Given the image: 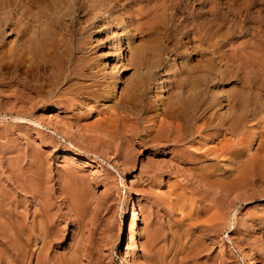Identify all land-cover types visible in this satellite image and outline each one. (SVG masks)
<instances>
[{
    "label": "rangeland",
    "instance_id": "374dc122",
    "mask_svg": "<svg viewBox=\"0 0 264 264\" xmlns=\"http://www.w3.org/2000/svg\"><path fill=\"white\" fill-rule=\"evenodd\" d=\"M10 1L0 0V264H264V166L221 192L210 172L196 173L173 147L151 141L160 125L177 134L184 123L159 114V102L179 94L192 101L206 90L202 100L219 96L218 114L231 122L242 114L240 129L202 132L204 117L187 152L210 155L208 167L229 172L227 182L252 160L264 164V0ZM106 19L122 40L118 49ZM8 32L17 46L7 47ZM110 67L120 73L119 97L107 102L116 80ZM161 85L171 100L158 99ZM80 86L91 94H76ZM138 88L146 114L116 109Z\"/></svg>",
    "mask_w": 264,
    "mask_h": 264
},
{
    "label": "bare ground",
    "instance_id": "6f19581e",
    "mask_svg": "<svg viewBox=\"0 0 264 264\" xmlns=\"http://www.w3.org/2000/svg\"><path fill=\"white\" fill-rule=\"evenodd\" d=\"M8 2H9V0H7ZM12 1V0H11ZM10 1V2H11ZM46 1V0H45ZM13 2V1H12ZM15 2V1H14ZM36 2V1H35ZM26 3V2H25ZM65 3V2H64ZM13 5L14 4H18V3H12ZM45 4V3H44ZM8 5V4H7ZM11 5V4H10ZM50 5V4H49ZM5 6V5H4ZM12 6V5H11ZM42 6V5H41ZM5 7H9V6H5ZM29 7V6H28ZM16 8H18V7H16ZM2 9H3V7H2ZM14 9H15V6H14ZM169 9V8H168ZM210 9V8H209ZM8 10V9H7ZM47 10V9H46ZM213 10V9H212ZM44 11V10H43ZM54 11V10H53ZM10 12V11H9ZM48 12V11H47ZM50 12H52V11H50ZM61 12V11H60ZM32 13V12H31ZM57 13V12H56ZM3 14V13H2ZM1 14V15H2ZM4 15H6V13L4 14ZM12 15V14H11ZM39 15H41L40 13H39ZM55 15V14H54ZM38 16V15H37ZM46 16V15H45ZM39 17V16H38ZM44 17V16H43ZM3 18H4V16H3ZM7 18V17H6ZM8 18H9V16H8ZM41 18V17H40ZM39 18V19H40ZM153 18V17H152ZM11 19V18H10ZM34 19V18H33ZM35 19H37V17L35 18ZM38 19V20H39ZM57 19V18H56ZM55 19V20H56ZM150 19V18H149ZM2 20V19H1ZM4 20H8V19H4ZM44 20V19H43ZM59 20V19H58ZM88 20V19H87ZM120 20H121V22L124 24L126 21H125V19H124V16L123 15H121L120 16ZM20 21V20H19ZM40 21V20H39ZM4 22V24H9L8 22H5V21H3ZM12 23H13V21H12ZM34 23H35V21H34ZM106 25H107V28H109L110 29V31H111V33H112V37H111V39H113L114 40V42H113V48H115V49H118L119 47H121V43H122V40H121V38L117 35V32L115 31V26H114V21L113 20H110V19H106ZM43 24V23H42ZM13 26H14V24H12ZM35 25V24H34ZM37 25V24H36ZM10 26V25H9ZM18 27V26H17ZM27 27V26H26ZM132 27V26H131ZM15 28V27H14ZM13 28V29H14ZM46 28H48V27H46ZM51 28V27H50ZM126 28H128V26H126ZM12 29V30H13ZM23 29H24V27H23ZM22 29V30H23ZM45 29V28H44ZM112 29V30H111ZM159 29V28H158ZM191 29V28H190ZM16 30V29H15ZM19 30V29H18ZM21 30V31H22ZM48 30H49V28H48ZM52 30V29H51ZM100 30H102V29H100ZM2 31V30H1ZM21 31H19L20 33H21ZM99 31V29H95V35L97 34V32ZM186 31V30H185ZM13 32V31H12ZM23 32H25V30L23 31ZM29 32V31H28ZM58 32V31H57ZM15 33H16V31H15ZM31 33V32H30ZM39 33V32H38ZM45 33H48V35H49V32H46V29H45ZM51 33V32H50ZM100 33V32H99ZM154 33V32H153ZM234 33V32H233ZM240 33V32H239ZM17 34H18V32H17ZM52 34H53V32H52ZM149 34H151V33H149ZM262 34V33H261ZM3 35V34H2ZM23 35V34H22ZM25 35V34H24ZM35 35V34H34ZM47 35V34H46ZM58 35V34H57ZM13 36V35H12ZM18 36V35H17ZM21 36V34L19 35V37ZM33 36V32H32V34H31V38H33L32 37ZM43 37L45 36V34H43L42 35ZM2 37V36H1ZM18 37V38H19ZM28 37V36H27ZM51 37H53L52 35H51ZM195 37H196V35H195ZM194 37V38H195ZM28 38H30V37H28ZM27 38V39H28ZM45 38V37H44ZM3 39H4V41H5V43H7V47L8 48H10V47H12L13 46V43H14V38L12 39L11 38V36L9 35V32H8V34L7 33H5L4 35H3ZM22 40H23V38H21ZM26 39V40H27ZM36 38H34V39H32V41H34ZM53 39V38H52ZM52 39H51V42H52ZM0 40H1V38H0ZM25 40V41H26ZM27 41H30L29 39L27 40ZM36 41H37V39H36ZM36 41H35V43H36ZM42 42H43V40H41ZM54 41H55V39H54ZM57 41V40H56ZM94 41V40H93ZM97 41H100V40H97ZM260 41V40H259ZM263 41H264V39H263ZM17 42V41H16ZM16 42L14 43L15 45H16ZM38 42H40V41H38ZM37 42V43H38ZM19 43V42H18ZM32 44H30V45H33L34 43L33 42H31ZM37 43H36V45H37ZM94 43V42H93ZM97 43V42H96ZM95 43V44H96ZM100 43V42H99ZM147 43V42H146ZM197 43V42H196ZM262 43V42H261ZM55 44H57V43H55ZM35 44H34V47L36 46ZM59 45V44H58ZM58 45H56V46H58ZM82 45V44H81ZM17 46V45H16ZM44 46V45H43ZM46 46H48V44L46 45ZM52 46V45H51ZM261 46V45H260ZM31 47H33V46H31ZM65 47V46H64ZM98 47H99V45H98ZM101 47V46H100ZM4 48V47H3ZM7 48V49H8ZM15 48V47H14ZM27 48V47H26ZM29 48V47H28ZM78 48V47H77ZM79 48H81L80 47V44H79ZM78 48V49H79ZM85 48V47H84ZM97 48V47H96ZM129 48V47H128ZM196 48V47H195ZM256 48V47H255ZM12 50H13V48H11ZM11 49H8V50H11ZM33 49V48H32ZM32 49H30V51H31V54H32ZM59 49V48H58ZM78 49H76V50H78ZM106 49V48H105ZM141 49V48H140ZM144 49V48H143ZM34 50H36L35 48L33 49V51ZM42 50V49H41ZM63 50V49H62ZM66 50V49H65ZM65 50H63V51H65ZM80 50V49H79ZM99 51H98V58H99V60L100 61H102V60H104V59H106L107 58V52H105L104 51V49H101V48H99L98 49ZM130 50V49H129ZM25 51V50H24ZM29 50H27V52H28ZM60 51V50H59ZM81 51H83V49H81ZM85 51H86V49H85ZM84 51V52H85ZM131 51H133V49H131ZM142 51V50H141ZM6 52V51H5ZM9 52V51H8ZM7 52V53H8ZM15 52V51H14ZM37 52V51H36ZM36 52L34 53V54H36ZM83 52V53H84ZM146 52V51H145ZM67 53H69V52H67ZM82 53V52H81ZM144 53V52H143ZM188 53V52H187ZM239 53V52H238ZM56 54V53H55ZM111 54V53H110ZM137 54V53H136ZM148 54V53H147ZM4 55H5V57H7L8 56V54L6 55V53L5 54H3V56H1V58H3L5 61H6V59L4 58ZM48 56H49V53L47 54ZM46 55V56H47ZM51 55V54H50ZM57 55V54H56ZM61 55V54H60ZM62 55H65V54H63L62 53ZM88 55V54H87ZM108 55H109V53H108ZM143 55H145V53L144 54H142L141 53V55L140 56H142L143 57ZM12 56V55H11ZM11 56H8V58L10 59V57ZM19 56V55H18ZM89 56V55H88ZM91 56V55H90ZM97 56V55H96ZM111 56V55H110ZM134 55L133 54H131V57H133ZM137 55H135V57H136ZM139 56V55H138ZM139 56V57H140ZM16 57V56H15ZM62 57V56H61ZM84 57V56H83ZM85 57H87L86 55H85ZM113 57V56H112ZM134 57V58H135ZM141 57V58H142ZM217 57V56H216ZM239 57V56H238ZM7 58V60H9ZM33 58V57H32ZM47 58V57H46ZM56 58V57H55ZM110 58V57H109ZM136 58H138V57H136ZM140 58V59H141ZM144 58H146L145 56H144ZM156 58V57H155ZM158 58V57H157ZM3 59H2V63H3ZM13 59V58H12ZM17 59V58H16ZM54 59V58H53ZM88 59H90L89 57H88ZM112 59V58H111ZM143 59V58H142ZM149 59V58H148ZM15 60V59H14ZM18 60V59H17ZM33 60H34V58H33ZM32 60V61H33ZM58 60V59H57ZM91 60V59H90ZM110 60V59H109ZM151 60V59H150ZM158 60V59H157ZM203 60V59H202ZM4 61V63H6ZM23 61V60H22ZM31 61V60H30ZM35 61V60H34ZM84 61V60H83ZM89 61V60H88ZM91 61H93V60H91ZM143 61L144 60H142V63H143ZM204 61V60H203ZM247 61H248V59H247ZM51 62V61H50ZM75 62V61H74ZM87 62V61H86ZM99 62V61H98ZM145 62H146V60H145ZM1 63V64H2ZM16 63V62H15ZM30 63V62H29ZM60 63V62H59ZM77 63V62H76ZM84 63V62H83ZM82 63V64H83ZM106 64H108L107 62H105ZM141 63V65H143L144 66V64L145 63H143L142 64ZM159 63V65H160V62H158ZM7 64H8V62H7ZM7 64H5V65H7ZM11 64V63H10ZM8 65V67L9 66H11V65ZM25 64V63H24ZM79 64H81V62L79 63ZM81 64V65H82ZM84 64H86V63H84ZM83 64V65H84ZM89 64H90V62H89ZM89 64H87V65H89ZM97 64V63H96ZM109 64H111V63H109ZM135 64H139V63H135ZM211 64V63H210ZM3 65V64H2ZM1 65V66H2ZM63 65V64H62ZM76 65V64H75ZM81 65H78L79 67L81 66ZM103 65V64H102ZM115 65V64H114ZM113 65V66H114ZM140 65V66H141ZM158 65V66H159ZM50 66V65H49ZM52 66H54V65H52ZM86 66V65H85ZM84 66V67H85ZM96 66V65H95ZM117 66H118V64H117ZM116 66V67H117ZM199 66V65H198ZM209 66V65H208ZM208 66H203V68H205V69H207L208 68ZM7 67V66H6ZM6 67H5V69H6ZM57 67H60V66H57ZM64 67V66H63ZM73 67V66H72ZM87 67V66H86ZM107 67V66H106ZM116 67H114V68H111V74L112 75H116V77H115V79L116 80H113V82H112V84H111V86H109V89L108 90H110V93L108 94V99H107V102H111V101H113L114 99H117L118 97H119V95L117 94L118 93V91H117V83L118 82H116V81H118L119 80V75H118V73L119 72H116ZM139 67V66H138ZM151 67V66H150ZM3 69H4V65H3V67H2ZM10 69H11V67H9ZM38 68V67H37ZM53 68V67H52ZM73 68H75V67H73ZM105 68V67H104ZM9 69V70H10ZM16 69V68H15ZM31 69V68H30ZM48 69V68H47ZM49 69H51V68H49ZM61 69V68H60ZM87 69L89 70V68L87 67ZM99 69V68H98ZM97 69V70H98ZM237 69V68H236ZM7 70V69H6ZM44 70V69H43ZM66 70V69H65ZM71 68H70V72H71ZM83 70V69H82ZM81 70V71H82ZM85 70H86V68H85ZM84 70V71H85ZM102 70V69H101ZM142 70V69H141ZM18 71V70H17ZM42 71V70H41ZM48 71V70H47ZM54 72H56V70H53ZM73 72V77H76V76H82V75H84V74H82L81 72V74H79V71L77 72L76 70H72ZM104 71V70H103ZM204 71V70H203ZM206 71V70H205ZM15 72V71H14ZM29 72V71H28ZM65 73H66V71H64ZM63 72V73H64ZM100 72V71H99ZM53 73V72H52ZM51 73V74H52ZM64 73V74H65ZM85 73V72H84ZM86 73H87V71H86ZM100 73H102V72H100ZM99 73V74H100ZM104 73H106V72H104ZM151 73V72H150ZM71 74V73H70ZM99 74L97 75V76H99ZM120 74V73H119ZM147 74V73H146ZM214 74V73H213ZM56 75V74H55ZM58 75L60 76V73L58 72ZM85 75H87V74H85ZM92 75V74H91ZM101 75V74H100ZM103 75V74H102ZM142 75H143V73H142ZM156 75V74H155ZM158 75V74H157ZM49 76H50V74H49ZM71 76V75H70ZM139 76H140V74H139ZM152 76H153V74H152ZM55 77V76H54ZM96 77V76H95ZM103 77V76H102ZM113 77V76H112ZM144 77V76H143ZM36 78V77H35ZM52 78V77H51ZM67 78V77H66ZM90 78V77H89ZM121 78V77H120ZM157 78V77H156ZM39 79V78H38ZM72 79H74V78H72ZM83 79H85V77L83 78ZM82 79V80H83ZM87 79V78H86ZM136 79V78H135ZM145 79V78H144ZM247 79V78H246ZM42 80V79H41ZM66 80H69L68 78L66 79ZM75 80V79H74ZM90 80V79H89ZM103 80V79H102ZM142 80V79H141ZM154 80H156V79H154ZM71 81V79L69 80V81H67V83L68 82H70ZM76 81H77V79H76ZM85 81V80H84ZM135 81H137V80H135ZM140 80H138V82H139ZM148 81H149V79H148ZM203 81V80H202ZM31 82V81H30ZM100 82V81H99ZM119 82H121V81H119ZM143 82V81H142ZM66 83V84H67ZM79 83H81V82H79ZM88 83V85H89V82H87ZM86 83V84H87ZM103 83V82H102ZM109 83H110V81H109ZM137 83V82H136ZM175 83H177V82H175ZM203 83H205V82H203ZM51 84V83H50ZM91 84V83H90ZM104 84H106L107 85V83H104ZM144 83H142V85H143ZM184 83H182L181 84V87H182V85H183ZM193 84H194V82H193ZM39 85V84H38ZM62 85V84H61ZM65 85V84H64ZM71 85H72V83H71ZM83 85V84H82ZM85 85V84H84ZM92 85V84H91ZM91 85H89V86H91ZM94 85H95V83H94ZM93 85V86H94ZM100 85H102V84H100ZM99 85V86H100ZM136 86V84H134L133 83V86ZM168 85V84H167ZM178 85H179V83H178ZM177 85V86H178ZM187 85V84H186ZM185 84H184V88H185V86H186ZM54 86V85H53ZM96 86V85H95ZM94 86V87H95ZM98 86V85H97ZM103 86V85H102ZM101 86V87H102ZM119 86V85H118ZM134 86V87H135ZM138 86H139V84H138ZM147 86H148V84H147ZM79 87V86H78ZM77 86L75 87V88H78ZM81 87V86H80ZM107 87H108V85H107ZM129 87H131V86H129ZM133 87V88H134ZM159 87V86H158ZM166 87H168V86H166ZM174 87V86H173ZM187 87H188V85H187ZM191 87V86H190ZM51 88V87H50ZM82 88V87H81ZM81 88H79L80 90V92H78V93H76V94H83V92L84 93H90L89 91H83L84 89H85V87L83 86V88L81 89ZM89 88V87H88ZM96 88V87H95ZM192 88V87H191ZM190 88V89H191ZM203 88H205L206 89V86H204ZM202 87H201V89H203ZM102 89V88H101ZM107 89V88H106ZM129 89V88H128ZM132 89V88H131ZM136 89V88H135ZM138 89H140V88H138ZM137 89V90H138ZM144 89H145V86H144ZM158 89V88H157ZM183 89V88H182ZM182 89H180V90H182ZM193 89V88H192ZM49 90V89H48ZM71 90H73V89H71ZM75 90V89H74ZM134 90V89H133ZM132 90V91H133ZM143 90V89H142ZM141 89H140V91H137V92H135L136 94L134 95H130V91L131 90H129L127 93V95L125 94V98H126V96H127V98L126 99H124L123 101H122V103L120 102L121 100H122V98H124V97H122L121 98V100L119 101V103H120V105H118V106H116V109H123V110H125L124 112H128V111H130V110H133V109H136V110H138L139 112H140V114L142 115V114H146L147 112H148V108H147V103L145 104V105H140L139 104V102H138V97L140 96V94L139 93H141V95H142V93L144 92V91H142ZM150 90V89H149ZM158 90H160V93H161V96H160V98H158V99H161L162 100V98H164V99H170V93L168 94V92H167V89L163 86V85H161L160 87H159V89ZM92 91V90H91ZM94 91V90H93ZM105 91V90H104ZM190 91V90H189ZM192 91V90H191ZM105 92H107V91H105ZM121 92V91H120ZM196 92V91H195ZM194 92V90H193V92L191 93L192 95L195 93ZM205 92L206 93H208V91H206V90H204L203 91V93L202 94H200L198 97H196V98H194L195 96H197L198 94H196V95H194L193 96V98L195 99H193L192 101H190V100H188V101H185V99H184V94H179L181 97L179 98L178 97V100L177 101H169V102H167L166 101V103L165 102H159L160 100H158L157 102H156V104H158V102H159V108H157V110H159V114H160V111L163 113V114H165L164 116H169V117H177V118H179L180 120H182L184 123H183V125L180 127V128H177V130H178V133L177 134H174L175 133V127L173 128L172 126H171V124L170 125H167V126H164V124H162V125H160V130H161V132H160V134H157V132H156V134L158 135V136H156V138H154L153 139V136L155 137V134H153V136L151 137V141H152V144L153 143H156L155 145H152V146H154V147H160L161 145L162 146H167L168 148H171V147H173V149H174V152L173 153H175L176 154V156H177V158H178V160H180V161H182V162H184L185 164H188V166L190 167V166H192L193 168H194V171L197 173H200L202 176L203 175H205L206 176V174H208L209 172H210V177L208 178V175L206 176L207 177V179H208V182H211V183H213V182H215L217 185H218V187H220L222 190H221V192H223V191H225V190H227L226 189V187H227V185L228 184H230V185H232V186H234V185H237L238 187L239 186H241L242 184H244L247 180H248V178L250 177H252V175L253 174H255V173H258V172H256V170H258V169H262V166H264V164L263 165H259L260 164V162H258L257 160H252V163H249L250 164V166H248V163L246 164L248 167V169H246L245 171H247V172H245V173H243V172H241L240 171V168H239V172H238V174L234 177V180H229V181H231V182H227V178H226V176H229L228 175V173L229 172H227L226 170H223V169H216V168H210V167H208V166H210V165H208L207 164V162H209V161H211L213 158H211V156L210 155H208V154H204L203 155V152H202V155H200V154H198V153H195L194 151H191V152H187V150H189V149H191L190 148V145L188 144L189 142H188V139H189V137L192 135V133H193V131L194 130H196L197 129V127L199 126V125H197L198 124V122L200 123V121H201V119H202V121H203V118L205 117L206 119L208 118V121L206 122L207 124H203V127H201L202 128V132H204V131H209V130H226L227 132H229V133H235V131L237 132V129H240L239 128V126H240V123L242 122V120H241V118H242V114L240 115H236V116H233L234 117V119L232 120V122H231V120H229L227 117H226V114L225 115H221V114H224V113H221V114H218L217 113V111H215V110H217L216 108L219 106V104H220V100H218L217 99V97L219 98V96H217L216 97V99L214 100V99H212V100H207V98H206V100L204 99V100H202V97H203V94H205ZM92 93H94V92H92ZM100 93V92H99ZM133 93V92H132ZM145 93H147V92H145ZM183 93V92H182ZM74 94H75V91H74ZM91 94V93H90ZM98 93H96V95H97ZM102 94V93H101ZM103 94H104V92H103ZM89 95V94H88ZM107 95V94H106ZM129 95V96H128ZM145 95V94H144ZM79 96V95H78ZM93 96H94V94H93ZM100 96V95H99ZM103 96V95H102ZM104 96H105V94H104ZM166 96H167V98H166ZM189 96V95H188ZM205 96H206V94H205ZM82 97V96H81ZM98 97V96H97ZM106 97V96H105ZM106 97V98H107ZM142 97L143 96H140L139 98V101L140 100H142ZM208 97V96H207ZM220 97H222V96H220ZM72 98V97H71ZM185 98H189V97H185ZM210 98V97H209ZM208 98V99H209ZM224 98V97H223ZM240 98H242V99H244L243 97H240ZM100 99H102V97L100 98ZM241 99V100H242ZM246 99H247V97H246ZM71 100V99H70ZM118 100V99H117ZM155 100H157V99H155ZM171 100V99H170ZM224 100V99H223ZM259 100V99H258ZM165 101V100H164ZM244 100H242V102H243ZM256 101V100H255ZM71 102V101H70ZM239 102H241L240 100H239ZM239 102H237L236 103V105H238V106H240L241 105V108H243L242 107V103H239ZM249 102V101H248ZM248 102H246V103H248ZM252 101H250L249 102V104L251 103ZM72 103V102H71ZM137 103L140 105V107H137L136 105H137ZM155 103V102H154ZM246 103H245V105H246ZM255 103H257V101L255 102ZM73 104V103H72ZM155 104V105H156ZM223 104V103H222ZM240 104V105H239ZM252 104H253V102H252ZM114 105V104H113ZM112 105V106H113ZM154 105V106H155ZM251 105V104H250ZM221 106V105H220ZM234 107H235V105H233ZM248 106V105H247ZM254 106V105H253ZM261 106V105H260ZM237 107V106H236ZM256 108V107H255ZM258 108V107H257ZM260 108V107H259ZM161 109V110H160ZM251 109H252V105H251ZM250 109V107H249V110H251ZM254 109V108H253ZM238 110V109H237ZM249 110H247V111H249ZM259 110V109H258ZM118 111H122V110H118ZM241 112H243V110H240ZM246 111V110H245ZM254 111V110H253ZM257 111V109L255 110V112ZM261 111V110H260ZM240 112V113H241ZM134 113V112H133ZM157 113V112H156ZM210 113V114H209ZM257 113V112H256ZM122 114V113H121ZM139 114V113H138ZM236 114H238V113H236ZM244 114H246V113H244ZM249 114V113H248ZM252 114V113H251ZM148 115V114H147ZM162 115V114H161ZM210 115V116H209ZM229 115V114H228ZM231 115V114H230ZM233 115H235V114H233ZM139 116V115H138ZM146 116V115H145ZM212 116H213V118H212ZM243 117H244V115H243ZM231 118V117H230ZM21 119V118H20ZM214 119L216 120V121H214ZM232 119V118H231ZM243 119V118H242ZM178 120V119H177ZM139 121L141 122V123H143V121H144V118H140L139 117ZM145 122V121H144ZM162 123V122H161ZM165 124H167V123H165ZM143 125V124H142ZM145 126V125H144ZM200 126H202V124L200 125ZM155 129V128H154ZM203 129H204V131H203ZM146 130V129H145ZM149 130V129H148ZM160 130H157L158 132L160 131ZM198 131V130H197ZM240 132V131H239ZM139 135V134H138ZM151 135V134H150ZM237 135H238V133H237ZM240 135V134H239ZM138 137V136H137ZM134 139V138H133ZM137 139V138H136ZM148 139H150V138H148ZM147 140V139H146ZM143 141V140H142ZM150 142V141H149ZM143 143V142H142ZM146 145V144H145ZM243 146V145H242ZM241 146V147H242ZM223 149V148H222ZM193 150V149H192ZM228 150V149H227ZM226 151V150H225ZM213 152V151H212ZM216 152V151H215ZM171 154V153H170ZM210 154V153H209ZM252 154V153H251ZM215 155V154H214ZM245 155V152H244V150L242 149V148H239V147H237L235 150H234V152H233V156H234V158L235 159H240L242 156H244ZM172 156H174V154L172 155ZM219 156V155H218ZM216 158V157H215ZM215 158H214V160H215ZM218 158V157H217ZM216 158V159H217ZM222 158V157H221ZM248 159V158H247ZM213 160V161H214ZM175 161V160H174ZM179 161V162H180ZM244 161V160H243ZM247 161V160H246ZM261 161V160H260ZM262 162V161H261ZM183 163V164H184ZM239 163V162H238ZM185 164H184V166H185ZM244 166V165H243ZM259 166H261V168H258ZM221 167V166H220ZM223 168V167H222ZM227 168V167H226ZM225 168V169H226ZM40 169V168H39ZM192 169V168H191ZM190 169V170H191ZM242 169V168H241ZM244 169H245V167H244ZM243 169V170H244ZM228 170V169H227ZM260 171H262V170H260ZM193 172V171H192ZM263 172H264V170H263ZM31 173V172H30ZM43 173V172H42ZM194 173V172H193ZM219 173H221V174H219ZM243 173V174H242ZM261 173V172H260ZM29 175V174H28ZM38 175V174H37ZM199 175V174H198ZM200 175V176H201ZM40 176V175H39ZM196 176V175H195ZM201 176V179H203V177ZM262 176V175H261ZM198 177V176H197ZM205 177V178H206ZM220 177V178H219ZM230 177V176H229ZM227 179V180H226ZM206 180V179H205ZM205 180H203V181H205ZM215 180V181H214ZM202 181V180H201ZM207 182V183H208ZM247 183V182H246ZM209 184V183H208ZM214 186V185H213ZM229 186V185H228ZM236 187V186H235ZM213 188V187H212ZM219 188V189H220ZM237 188V187H236ZM235 188V189H236ZM243 188V187H242ZM233 189V188H232ZM86 192V191H85ZM226 193V192H225ZM228 193V192H227ZM223 194V193H222ZM224 195V194H223ZM2 197V196H1ZM225 197V196H224ZM80 202V201H79ZM0 207H1V205H0ZM1 209V208H0ZM0 212H1V210H0ZM221 217V216H220ZM25 218V217H24ZM3 221V220H2ZM213 221V220H212ZM12 222V221H11ZM215 222V221H214ZM211 224V223H210ZM209 224V225H210ZM25 225V224H24ZM215 225V224H214ZM2 226V225H1ZM214 227V226H213ZM216 228H220V227H217V226H215ZM1 228V227H0ZM1 230V229H0ZM220 230H221V228H220ZM16 231V230H15ZM33 231V230H32ZM217 231V230H216ZM130 233V232H129ZM33 235V234H32ZM9 236V235H8ZM50 241V240H49ZM45 245V244H44ZM19 249V248H18ZM22 249V248H21ZM192 249V248H191ZM196 251V250H195ZM23 254V253H22ZM128 255V254H127ZM198 255V254H197ZM23 258V257H22ZM253 260H255V259H253ZM252 259L250 260L249 259V261H248V264H254V261H253ZM133 261V260H132ZM131 261V262H132ZM256 262V261H255ZM135 263V261L132 263V264H134Z\"/></svg>",
    "mask_w": 264,
    "mask_h": 264
}]
</instances>
